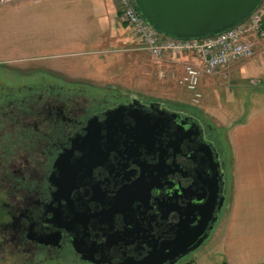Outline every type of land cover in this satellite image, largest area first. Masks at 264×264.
Wrapping results in <instances>:
<instances>
[{"label": "flooded vegetation", "instance_id": "af4514ba", "mask_svg": "<svg viewBox=\"0 0 264 264\" xmlns=\"http://www.w3.org/2000/svg\"><path fill=\"white\" fill-rule=\"evenodd\" d=\"M73 90L45 82L27 91H0V264L141 258L149 243L176 236V222L200 221L213 163L230 183L222 132L196 110L155 101L138 99L142 104L122 112L117 128L103 129L85 155L72 138L84 134L88 119L104 120L109 109L136 98ZM83 94L87 105H67ZM67 151L59 171L56 161ZM128 222L136 231L124 237ZM117 232L123 241L115 242ZM92 247L97 250L91 255Z\"/></svg>", "mask_w": 264, "mask_h": 264}, {"label": "rangeland", "instance_id": "374dc122", "mask_svg": "<svg viewBox=\"0 0 264 264\" xmlns=\"http://www.w3.org/2000/svg\"><path fill=\"white\" fill-rule=\"evenodd\" d=\"M118 10L114 0H0V91L46 82L47 86L68 88L69 94L75 93L76 87L88 86L97 93L190 108L206 116L222 132L230 155L228 126L243 107L264 108V96L252 102L247 94L241 101L238 86L228 77L221 82H225V89L218 87V92L210 94L208 88H203L208 91H202L196 101L179 82L188 62L187 54L152 56L132 29L123 24ZM256 55L264 57L263 42L253 57ZM254 73L262 79L264 68ZM249 84L264 88V80ZM87 97H74L67 105H87L83 99ZM55 99V103L64 100ZM43 102L44 99L31 106L38 107ZM232 169L231 166L229 175ZM231 201L230 192L211 236L177 264H223L219 226L220 222H229Z\"/></svg>", "mask_w": 264, "mask_h": 264}, {"label": "water", "instance_id": "95a60500", "mask_svg": "<svg viewBox=\"0 0 264 264\" xmlns=\"http://www.w3.org/2000/svg\"><path fill=\"white\" fill-rule=\"evenodd\" d=\"M134 1L142 16L158 33L175 39H204L224 33L245 22L262 2V0ZM138 104L142 103L138 99H133L129 104H120L109 109L104 120H100L98 115H94L88 119L84 134H78L72 138L73 147L80 148L86 155V148L92 144L91 141L95 137L103 138L101 134L103 129L110 132L112 127L113 129L117 128L115 124L118 122V116ZM151 105L160 107L159 103H151ZM70 154V151H67L59 156L56 161L57 170L60 171L63 161ZM57 185L61 186L59 183ZM228 186L224 174L220 171L219 163H213L212 178L208 187L210 195L203 202L206 203L201 205L204 210H200V221L176 222L175 226L178 229L174 231L176 236L172 240H165L160 245L157 241L149 243L150 250L145 256L141 258L128 257L114 264H177L180 259L193 253L211 236L218 223L216 213L218 214L224 207ZM135 231L134 223L128 222L123 228L122 235L125 237ZM117 233L115 242L123 241L121 233ZM76 243L75 246L79 249ZM82 244L84 243H79V245ZM107 245H111V242H108ZM96 250L92 247L89 249V253L92 255ZM85 259L97 264H110L96 260L91 256H85Z\"/></svg>", "mask_w": 264, "mask_h": 264}, {"label": "crops", "instance_id": "0c3cea01", "mask_svg": "<svg viewBox=\"0 0 264 264\" xmlns=\"http://www.w3.org/2000/svg\"><path fill=\"white\" fill-rule=\"evenodd\" d=\"M116 21L113 28H116ZM260 42L264 44V39ZM185 58L188 62L198 61L191 53ZM261 68H264L263 55L233 62L221 67L214 75L203 78L201 91L208 88L209 91L203 92L213 94L218 92V87L225 89V82H221L230 77L238 86L239 99L244 102V96L249 94L251 101L255 102L256 98L264 96V88L249 83L264 80V75H260L262 79L253 75ZM236 115L228 126L230 165L233 168L229 175L231 212L229 222H220L219 231L222 232L224 261L260 264L264 263V108L243 107Z\"/></svg>", "mask_w": 264, "mask_h": 264}, {"label": "built area", "instance_id": "2783aa9c", "mask_svg": "<svg viewBox=\"0 0 264 264\" xmlns=\"http://www.w3.org/2000/svg\"><path fill=\"white\" fill-rule=\"evenodd\" d=\"M122 19L139 38L144 49L152 56L161 58L166 54L191 53L198 59L185 64L179 82L194 95L202 97L201 81L214 75L221 67L243 61L256 53L264 39V0L242 24L224 33L204 39H175L158 33L142 16L134 0H115Z\"/></svg>", "mask_w": 264, "mask_h": 264}, {"label": "trees", "instance_id": "16d2710c", "mask_svg": "<svg viewBox=\"0 0 264 264\" xmlns=\"http://www.w3.org/2000/svg\"><path fill=\"white\" fill-rule=\"evenodd\" d=\"M118 14H119V16H121V10H120V9L118 10ZM123 24H124L125 26H127V23L123 22ZM33 87H35V86H33ZM84 87H85L86 89L94 90V88H89L88 86H84ZM10 90H13V91L26 90V91H27V90H29V88H25V89H24V88H23V89H22V88H21V89H20V88H18V89H17V88H15V89H8V91H10ZM118 91H119V90H118ZM118 97H121V96L118 95ZM197 264H202V263H197ZM223 264H230V263L227 262V261H224ZM260 264H264V263H260Z\"/></svg>", "mask_w": 264, "mask_h": 264}]
</instances>
